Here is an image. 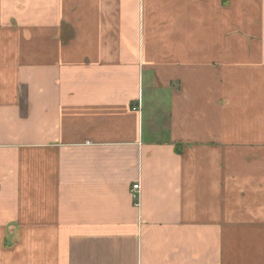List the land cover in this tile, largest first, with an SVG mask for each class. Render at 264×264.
Listing matches in <instances>:
<instances>
[{
	"label": "crops",
	"instance_id": "obj_1",
	"mask_svg": "<svg viewBox=\"0 0 264 264\" xmlns=\"http://www.w3.org/2000/svg\"><path fill=\"white\" fill-rule=\"evenodd\" d=\"M0 264H264V0H0Z\"/></svg>",
	"mask_w": 264,
	"mask_h": 264
},
{
	"label": "built area",
	"instance_id": "obj_2",
	"mask_svg": "<svg viewBox=\"0 0 264 264\" xmlns=\"http://www.w3.org/2000/svg\"><path fill=\"white\" fill-rule=\"evenodd\" d=\"M140 191V184L137 183L135 185H133V188H132V192L134 193V197H137V194L139 193Z\"/></svg>",
	"mask_w": 264,
	"mask_h": 264
},
{
	"label": "trees",
	"instance_id": "obj_3",
	"mask_svg": "<svg viewBox=\"0 0 264 264\" xmlns=\"http://www.w3.org/2000/svg\"><path fill=\"white\" fill-rule=\"evenodd\" d=\"M179 146H180V144H177L176 145V150H178V151L180 150V147Z\"/></svg>",
	"mask_w": 264,
	"mask_h": 264
}]
</instances>
